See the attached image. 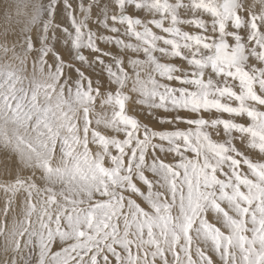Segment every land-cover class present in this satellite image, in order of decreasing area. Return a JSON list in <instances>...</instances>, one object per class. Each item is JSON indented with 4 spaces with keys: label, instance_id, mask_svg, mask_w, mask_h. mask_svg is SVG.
<instances>
[{
    "label": "snow or ice",
    "instance_id": "1",
    "mask_svg": "<svg viewBox=\"0 0 264 264\" xmlns=\"http://www.w3.org/2000/svg\"><path fill=\"white\" fill-rule=\"evenodd\" d=\"M28 22L0 47V264H264V0Z\"/></svg>",
    "mask_w": 264,
    "mask_h": 264
},
{
    "label": "clouds",
    "instance_id": "2",
    "mask_svg": "<svg viewBox=\"0 0 264 264\" xmlns=\"http://www.w3.org/2000/svg\"><path fill=\"white\" fill-rule=\"evenodd\" d=\"M31 2L32 0H0V47L6 43L10 54L17 37L25 35L28 9L24 5H30Z\"/></svg>",
    "mask_w": 264,
    "mask_h": 264
},
{
    "label": "rangeland",
    "instance_id": "3",
    "mask_svg": "<svg viewBox=\"0 0 264 264\" xmlns=\"http://www.w3.org/2000/svg\"><path fill=\"white\" fill-rule=\"evenodd\" d=\"M37 0H32L31 4L28 5V4H25L24 7L28 9V15L31 16L32 14V6L34 3H36ZM97 0H82V3L84 5H90V4H94L96 3ZM82 12H83V17L81 18L79 15H78V19L80 20V22H84V21H87V20H91L92 19V16L93 15L90 11H89V8L87 6H84L82 8ZM70 18V14L69 13H65V16L62 18V21L63 23L65 24V26L68 25V20ZM47 24L48 27H56V25L53 24L52 22V19L51 17H49V19L44 22ZM103 23V21H101V24ZM35 25L33 23H27V25L24 27V33H30L32 31V28L34 27ZM26 40V36H22L20 42H19V45H18V48H19V51L20 52H23V44ZM73 59H75V56H73ZM85 67H87V65H85Z\"/></svg>",
    "mask_w": 264,
    "mask_h": 264
},
{
    "label": "bare ground",
    "instance_id": "4",
    "mask_svg": "<svg viewBox=\"0 0 264 264\" xmlns=\"http://www.w3.org/2000/svg\"><path fill=\"white\" fill-rule=\"evenodd\" d=\"M95 1V0H94ZM92 16V15H91Z\"/></svg>",
    "mask_w": 264,
    "mask_h": 264
}]
</instances>
